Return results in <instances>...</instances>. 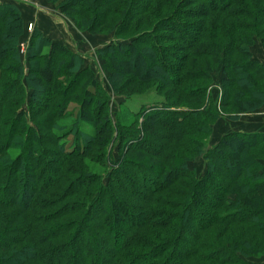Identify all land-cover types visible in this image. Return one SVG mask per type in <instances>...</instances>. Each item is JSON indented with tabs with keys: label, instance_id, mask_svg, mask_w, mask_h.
Masks as SVG:
<instances>
[{
	"label": "trees",
	"instance_id": "trees-1",
	"mask_svg": "<svg viewBox=\"0 0 264 264\" xmlns=\"http://www.w3.org/2000/svg\"><path fill=\"white\" fill-rule=\"evenodd\" d=\"M48 1L81 31H135L98 49L99 66L116 95L141 94L157 80L152 89L164 100L126 110L132 118L110 112L83 57L38 28L25 72L21 10L0 1V264L264 257V133L206 142L221 116L208 95L217 68L225 72V112L264 105V63L251 49L255 37L264 49V0ZM27 90L38 129L17 112ZM115 134L120 162L109 169L113 153L103 148ZM71 135L69 148L63 139ZM200 158L201 176L190 166Z\"/></svg>",
	"mask_w": 264,
	"mask_h": 264
},
{
	"label": "rangeland",
	"instance_id": "rangeland-1",
	"mask_svg": "<svg viewBox=\"0 0 264 264\" xmlns=\"http://www.w3.org/2000/svg\"><path fill=\"white\" fill-rule=\"evenodd\" d=\"M198 5H202V3L201 2L197 3L194 6H198ZM182 8L184 9V8H189V7L182 6ZM47 11L50 12V15H52L56 19H60V22L62 21L61 23L63 24L59 27H62V29L66 28L65 29L66 33L70 35L71 39L73 40L72 42L73 45L78 48L79 54H81L84 59L82 68H87L88 70H91L93 73L94 79L107 92V97H108L107 100H108L110 112L112 113L120 112V110H122L123 112L125 111V114L123 116L126 117L125 119H127L128 117L132 118L133 116L131 114H128L126 110L131 111V113H134V112L136 113L138 111H144L146 107L148 108L151 105H155V104H159L163 102L164 95L157 93L152 89L153 88L152 86L157 84L158 82L157 80H151V82L143 86H141L142 85L141 83L138 84L139 86L142 87V90L144 91V92L142 91L143 93L141 94L133 95L130 98H127L125 95L124 96L116 95L112 89L111 84L106 78L107 76L105 74V71L103 70V68L99 66L97 54L96 52L94 53L95 48H98V47L104 48L106 43H108L109 41L127 42V39H123V37H126V38L133 37L136 34L135 31L129 32L128 34L123 35L122 37L121 36L118 37L116 36L115 31L109 33L103 28L101 32L92 34L87 31H81L76 26L73 19L67 16L65 13H63L61 9H59L54 3L49 2V5L47 6ZM187 21H190V20H187ZM31 23L33 24V28L31 30H28V25L30 23L25 24V32H24V35L21 39V43L19 46L20 54L22 58V65H23L25 72L28 70V67L30 64V62L28 61L27 42L28 40H30L31 34L33 33L34 29L37 28V25L34 22H31ZM255 44L257 46H262V42L258 37H255L254 45ZM254 45L252 46V48L254 47ZM127 69L129 70V68ZM224 77H225V72L223 71V69L221 67L217 68V70L213 72V80L208 88L209 101L217 102V109L219 113L221 114V116L215 121L214 126H213V132L208 138V140L206 141L208 148H213L220 141V139L223 136V133H225L229 129L228 125L232 124L233 122H237L243 115H246L245 116L246 118H250V117L253 118L255 113L259 112V110H261L260 108L263 107L261 106L260 108H257L252 111H242V112H237V113L225 112L224 109H222L221 106L219 105L223 98V92H224L223 91V78ZM124 78L126 79L128 77L124 76ZM29 104H30V91L27 90L26 101L21 105V107L17 109V112L25 113L28 118L29 123L32 126H34L35 129H38L33 123V121L31 120ZM74 107H77V105L71 104L69 107V110H71ZM250 120L252 119H248V122H250ZM115 123H116V119H114V124ZM219 125L221 127H219ZM84 128L89 129V130L91 128L92 130V127L89 128L88 126H85ZM116 138H117L116 134L115 136H110L111 141L109 142V144L106 145V147L103 148L104 149L103 151H105L107 154L113 153L112 159H110L111 161L108 164L109 169L113 167L112 165H117L120 162L119 161L120 151H119V145L117 144V142L115 143ZM63 140H66L68 142L69 148H71L74 144V137L72 135L66 136ZM190 166L192 168H195L197 171V174L201 176L206 171L207 161L204 160L203 158H200L199 160L192 162ZM251 261L253 262V264H264V257L253 259Z\"/></svg>",
	"mask_w": 264,
	"mask_h": 264
},
{
	"label": "crops",
	"instance_id": "crops-1",
	"mask_svg": "<svg viewBox=\"0 0 264 264\" xmlns=\"http://www.w3.org/2000/svg\"><path fill=\"white\" fill-rule=\"evenodd\" d=\"M8 2L13 3L19 7L25 24L34 22L37 25V28L40 29L47 37L67 46L69 49L79 54V50L73 45V40L71 39L70 35L66 33V28L62 29V27H59L63 24L61 23L62 21L60 22V19H56L55 17L50 15V12L47 11V6L49 5L48 0ZM110 43L112 42L109 41L105 46L109 45ZM101 48H95L94 53L96 52V50ZM252 54L255 60L264 63V51L262 46H257L255 44L252 48ZM260 109L261 110H259V112L255 113L253 118H246V115H243L237 122H233L232 124H230L231 126L228 125L229 129L225 133H223V135L232 132L264 133V105ZM248 119L252 120L248 122ZM219 127L221 126L219 125Z\"/></svg>",
	"mask_w": 264,
	"mask_h": 264
},
{
	"label": "built area",
	"instance_id": "built-area-1",
	"mask_svg": "<svg viewBox=\"0 0 264 264\" xmlns=\"http://www.w3.org/2000/svg\"><path fill=\"white\" fill-rule=\"evenodd\" d=\"M1 2H8V1H14V2H19V1H22V2H28L29 0H0ZM33 28V24L30 23L28 25V30H31ZM23 45V44H22ZM23 47V46H22Z\"/></svg>",
	"mask_w": 264,
	"mask_h": 264
}]
</instances>
